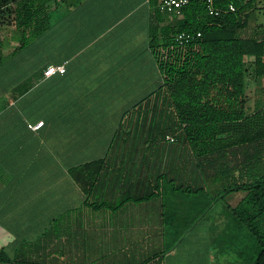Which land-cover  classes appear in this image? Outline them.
Returning a JSON list of instances; mask_svg holds the SVG:
<instances>
[{"label": "crops", "instance_id": "0c3cea01", "mask_svg": "<svg viewBox=\"0 0 264 264\" xmlns=\"http://www.w3.org/2000/svg\"><path fill=\"white\" fill-rule=\"evenodd\" d=\"M21 1L34 11L30 23L45 19L49 25L39 33L31 26L22 30L14 26V12L0 13V248L13 252L41 235L53 217L79 208L85 194L68 169L105 157L106 174L90 199L106 204L88 208L93 218L87 228L97 244L90 259L171 264L177 247L209 211L193 222L183 194L178 199L185 218L177 219V196L166 187L161 222V195L153 192L161 141L151 140L157 134L151 122L166 96L150 40L182 14L158 11L153 0H13V5ZM260 29L253 11L237 34L253 36ZM49 64H64L65 72L46 76ZM251 76L262 81L264 74ZM262 83L249 85L259 90L252 109L264 104ZM39 121L43 124L32 128ZM118 168L122 174L114 176ZM228 218L234 223L232 213ZM172 226L185 234L171 244ZM230 256L209 262L241 264Z\"/></svg>", "mask_w": 264, "mask_h": 264}, {"label": "trees", "instance_id": "16d2710c", "mask_svg": "<svg viewBox=\"0 0 264 264\" xmlns=\"http://www.w3.org/2000/svg\"><path fill=\"white\" fill-rule=\"evenodd\" d=\"M13 3L0 0V13L8 17L14 12V26L22 30L31 26L37 33L48 27L45 19L30 23L34 11L26 1ZM207 4L189 0L179 9L182 16L160 27L150 40L161 71V94L166 96L159 118L151 122L157 131L151 140L161 141L153 192L161 195L163 222L167 185L180 205L184 203L178 196H188L194 220L204 212V195L210 206L229 192L244 190L238 205L231 207L232 216L256 240L257 253L249 264H264V104L247 110L246 85L248 76L264 74V23H258L262 30L255 35L242 37L237 32L259 8L257 0H212L220 9L217 15L208 12ZM180 31L193 32L194 38L179 44L174 36ZM167 135L173 138L169 147L164 145ZM105 164L101 157L71 166L69 176L85 194L82 205L53 217L41 235L22 241L13 252L0 248V264H121L120 259H90L97 244L87 228L93 218L88 208L95 211L106 204L90 199L102 184L98 181L106 174ZM121 174L118 168L114 176Z\"/></svg>", "mask_w": 264, "mask_h": 264}, {"label": "rangeland", "instance_id": "374dc122", "mask_svg": "<svg viewBox=\"0 0 264 264\" xmlns=\"http://www.w3.org/2000/svg\"><path fill=\"white\" fill-rule=\"evenodd\" d=\"M257 6L259 8L255 9V19L257 23H261L264 22V0H257ZM252 19L254 20V15ZM261 82L264 84V77L262 81H258L252 76H248L246 79L248 96L247 110L249 112L253 110V99L255 94L258 95L259 92L257 89V93H254V88L249 87V85L251 83L260 85ZM167 188L170 190V185H167ZM245 193L244 190L229 192L223 198L216 200L214 206L210 209V206H208L209 199L204 195V201H202L204 202V211L209 210L206 213V218L195 226L193 232L187 237V240H184L177 247L173 259H169L171 260V264H212L213 262H209L210 260L215 259L218 261L226 255H231L230 257L238 262L240 260L241 264H247L248 258L253 260L257 253L255 238L248 233L246 228H241L238 224L233 223V221L227 220L229 216L231 217V206H237ZM175 203V209L177 210L175 217L177 219L180 217L184 220L185 217L183 214L185 213L183 208L185 206L183 204L180 205L178 201H175ZM200 204L198 203L196 205L199 206ZM189 208L190 205L188 204L187 210ZM192 213L194 214L193 210ZM188 215H186L187 222L189 221ZM191 218L193 222L196 221L194 220V215H191ZM174 228L172 226L169 229L168 242L171 244L175 243L185 234L182 232V229L175 231Z\"/></svg>", "mask_w": 264, "mask_h": 264}, {"label": "built area", "instance_id": "2783aa9c", "mask_svg": "<svg viewBox=\"0 0 264 264\" xmlns=\"http://www.w3.org/2000/svg\"><path fill=\"white\" fill-rule=\"evenodd\" d=\"M189 0H160L158 2V9L163 12V13H172L175 11H178L182 5H184L185 3H187ZM207 5H208V12L212 15H217L220 12L219 8H216L213 6L212 4V0H207ZM229 9L231 11L235 10V5L233 3L229 4ZM197 35H200V33L198 32ZM175 40L179 43V44H184L188 41H190L191 39L194 38V34L193 32H189V31H180L178 33L175 34L174 36ZM64 73L65 72V65L64 64H49L45 71L44 74L46 76H49L53 73ZM43 124V121H39L37 123H35L34 125H32V128L37 129L39 128L41 125ZM168 140L173 141V138L168 136L167 137Z\"/></svg>", "mask_w": 264, "mask_h": 264}]
</instances>
